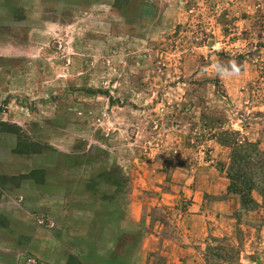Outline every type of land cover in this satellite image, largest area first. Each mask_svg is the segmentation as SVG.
I'll use <instances>...</instances> for the list:
<instances>
[{"label":"rangeland","instance_id":"obj_1","mask_svg":"<svg viewBox=\"0 0 264 264\" xmlns=\"http://www.w3.org/2000/svg\"><path fill=\"white\" fill-rule=\"evenodd\" d=\"M180 165L222 191L196 264H264V0H0V264H155Z\"/></svg>","mask_w":264,"mask_h":264},{"label":"crops","instance_id":"obj_2","mask_svg":"<svg viewBox=\"0 0 264 264\" xmlns=\"http://www.w3.org/2000/svg\"><path fill=\"white\" fill-rule=\"evenodd\" d=\"M174 168H171V172L175 170L173 180L158 187L163 196L160 199V195H156L159 199L153 209L147 202L139 201V246L147 245L145 254L155 264H196L203 260L201 249L206 244L212 225L210 219H213L205 198L221 195L222 191L218 188L212 192L204 166ZM181 200H186L187 204L177 208ZM146 241L148 244H144Z\"/></svg>","mask_w":264,"mask_h":264},{"label":"trees","instance_id":"obj_3","mask_svg":"<svg viewBox=\"0 0 264 264\" xmlns=\"http://www.w3.org/2000/svg\"><path fill=\"white\" fill-rule=\"evenodd\" d=\"M245 158H247V156H244ZM244 157H241V159L236 160V164L238 163V171L236 170L229 179H231L229 185H228V190H235L238 194H243L244 190H252L253 189V182H252V178L253 176L251 175V173H248L247 170V166H245V164L247 163V161H244ZM248 164V163H247ZM243 186V187H241ZM249 195V193H248ZM247 195V196H248ZM246 196V197H247ZM243 198V197H241ZM245 198V197H244ZM243 198V200H241L242 205L246 208V201H254L252 197L250 198H246V200Z\"/></svg>","mask_w":264,"mask_h":264},{"label":"clouds","instance_id":"obj_4","mask_svg":"<svg viewBox=\"0 0 264 264\" xmlns=\"http://www.w3.org/2000/svg\"><path fill=\"white\" fill-rule=\"evenodd\" d=\"M215 71L218 75L221 76H231L238 75L241 69L235 62L224 64L223 62L218 61L216 64Z\"/></svg>","mask_w":264,"mask_h":264}]
</instances>
